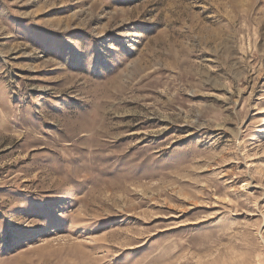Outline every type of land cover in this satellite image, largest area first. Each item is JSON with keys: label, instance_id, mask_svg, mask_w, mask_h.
I'll list each match as a JSON object with an SVG mask.
<instances>
[{"label": "rangeland", "instance_id": "obj_1", "mask_svg": "<svg viewBox=\"0 0 264 264\" xmlns=\"http://www.w3.org/2000/svg\"><path fill=\"white\" fill-rule=\"evenodd\" d=\"M0 264H264V0H0Z\"/></svg>", "mask_w": 264, "mask_h": 264}]
</instances>
